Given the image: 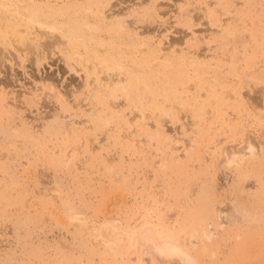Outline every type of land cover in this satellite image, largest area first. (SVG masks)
Returning <instances> with one entry per match:
<instances>
[{
    "label": "rangeland",
    "instance_id": "obj_1",
    "mask_svg": "<svg viewBox=\"0 0 264 264\" xmlns=\"http://www.w3.org/2000/svg\"><path fill=\"white\" fill-rule=\"evenodd\" d=\"M159 241L264 264V0H0V264Z\"/></svg>",
    "mask_w": 264,
    "mask_h": 264
},
{
    "label": "bare ground",
    "instance_id": "obj_2",
    "mask_svg": "<svg viewBox=\"0 0 264 264\" xmlns=\"http://www.w3.org/2000/svg\"><path fill=\"white\" fill-rule=\"evenodd\" d=\"M153 249L155 250V253L159 255V257H161V259L178 258L184 264H194V261L187 250H185L182 245H179L177 243L159 241L158 243H154Z\"/></svg>",
    "mask_w": 264,
    "mask_h": 264
}]
</instances>
